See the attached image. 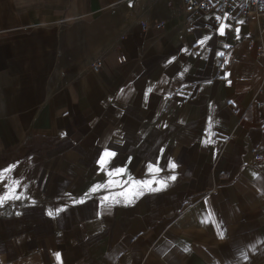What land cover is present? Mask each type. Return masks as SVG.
Instances as JSON below:
<instances>
[{
  "label": "crops",
  "instance_id": "crops-1",
  "mask_svg": "<svg viewBox=\"0 0 264 264\" xmlns=\"http://www.w3.org/2000/svg\"><path fill=\"white\" fill-rule=\"evenodd\" d=\"M261 47L237 6L0 0V264H264Z\"/></svg>",
  "mask_w": 264,
  "mask_h": 264
},
{
  "label": "built area",
  "instance_id": "built-area-1",
  "mask_svg": "<svg viewBox=\"0 0 264 264\" xmlns=\"http://www.w3.org/2000/svg\"><path fill=\"white\" fill-rule=\"evenodd\" d=\"M234 6H237L239 11L248 17L264 18V0H184V14L186 17H189L197 12L214 8L222 17ZM258 54L264 58V48L261 47ZM117 60L121 63L125 60V56L120 55ZM97 67L98 65H93L94 69H97ZM257 105L259 107L262 106L261 103ZM263 159L264 155L254 156L255 161H261Z\"/></svg>",
  "mask_w": 264,
  "mask_h": 264
},
{
  "label": "snow or ice",
  "instance_id": "snow-or-ice-1",
  "mask_svg": "<svg viewBox=\"0 0 264 264\" xmlns=\"http://www.w3.org/2000/svg\"><path fill=\"white\" fill-rule=\"evenodd\" d=\"M241 23H242V22H241ZM219 31H220L221 34L224 33V26H223V25L220 27ZM236 31L239 32V29H236ZM207 39H209V37H205L204 40H201V41H200V43H201V44H204L205 41H206ZM218 55H221V56H222V55H224V54H223V53H218ZM112 155H115V154H114V153H111V152H107V151L104 153V156H112ZM101 163H104L103 159L101 160ZM169 166L172 167V168H174V167H175V164H170ZM149 170H150V171L152 170L151 166H149ZM118 171H123V169H120V170H118ZM170 179H175V177H171ZM13 183L18 184V181H17V182H13ZM7 198H8L7 196L0 197V203H2V202H3L5 199H7ZM15 198H19V197L17 196V197H15ZM105 199H107V197H105ZM59 211H60V209H57V210H56V212H59ZM54 214H56V213H54V212L51 211V210L48 212V215H49V216H52V215H54Z\"/></svg>",
  "mask_w": 264,
  "mask_h": 264
}]
</instances>
